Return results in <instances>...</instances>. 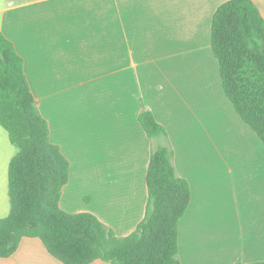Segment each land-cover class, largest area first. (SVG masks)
Listing matches in <instances>:
<instances>
[{
  "label": "crops",
  "instance_id": "crops-1",
  "mask_svg": "<svg viewBox=\"0 0 264 264\" xmlns=\"http://www.w3.org/2000/svg\"><path fill=\"white\" fill-rule=\"evenodd\" d=\"M225 1L0 0V33L23 58L49 140L69 161L60 207L74 211L87 185L90 204L78 212L117 236L136 228L151 151L137 117L150 110L191 191L178 224L180 264L264 260V145L223 94L210 46L212 15ZM253 2L264 19V0ZM14 154L0 131V218ZM0 264L63 262L23 237Z\"/></svg>",
  "mask_w": 264,
  "mask_h": 264
},
{
  "label": "trees",
  "instance_id": "trees-1",
  "mask_svg": "<svg viewBox=\"0 0 264 264\" xmlns=\"http://www.w3.org/2000/svg\"><path fill=\"white\" fill-rule=\"evenodd\" d=\"M210 46L223 94L264 145V19L253 0H227L216 8ZM137 120L151 141L145 211L132 232L117 236L94 214L60 207L69 161L49 140V125L37 108L23 58L0 33V126L17 148L8 163L10 207L0 218V257L10 256L23 237H37L63 264L97 259L110 264H180L178 224L189 205L190 186L176 172L164 126L147 109Z\"/></svg>",
  "mask_w": 264,
  "mask_h": 264
},
{
  "label": "rangeland",
  "instance_id": "rangeland-1",
  "mask_svg": "<svg viewBox=\"0 0 264 264\" xmlns=\"http://www.w3.org/2000/svg\"><path fill=\"white\" fill-rule=\"evenodd\" d=\"M0 131H2L3 133H4V137H5V139H6V143L9 145V147H10V149H11V152L12 153H14V152H16V150H17V148L13 145V144H11L10 142H9V140H8V138H6L7 137V133H6V131L5 130H3V128L0 126ZM6 135V136H5ZM91 188H93V187H90V186H87V185H85V202L84 201H81L80 199H77V197L76 196H74V199H73V201L70 203V205H69V207L68 208H71L72 210H74V211H70V210H67V209H64V210H66V211H68V212H78V211H81V210H83L84 208L86 209V208H88L87 206L90 204V202L87 200V192H89L90 190H91ZM69 190V188H68V186L66 185L64 188H63V196H62V207L64 206V201L63 200H65V196H66V193H67V191ZM83 195V196H84Z\"/></svg>",
  "mask_w": 264,
  "mask_h": 264
}]
</instances>
